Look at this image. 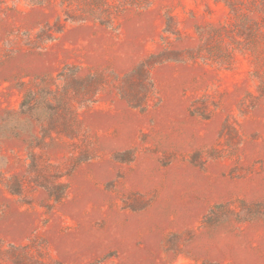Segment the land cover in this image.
Masks as SVG:
<instances>
[{
  "label": "rangeland",
  "instance_id": "1",
  "mask_svg": "<svg viewBox=\"0 0 264 264\" xmlns=\"http://www.w3.org/2000/svg\"><path fill=\"white\" fill-rule=\"evenodd\" d=\"M235 2L0 0V264H264V0Z\"/></svg>",
  "mask_w": 264,
  "mask_h": 264
},
{
  "label": "trees",
  "instance_id": "2",
  "mask_svg": "<svg viewBox=\"0 0 264 264\" xmlns=\"http://www.w3.org/2000/svg\"><path fill=\"white\" fill-rule=\"evenodd\" d=\"M217 2H224V4L230 9V12H235L237 10V2L235 0H215ZM70 18V16H68ZM144 64L140 65V68L143 67ZM136 70H134L135 72ZM64 174L62 172H58L55 174L53 180H44L41 184L47 189L50 196L54 198L56 201H60L65 197L68 190V185L65 182L60 181L61 177ZM10 191L14 194H23V183L21 180L17 179L14 182V185L7 184Z\"/></svg>",
  "mask_w": 264,
  "mask_h": 264
}]
</instances>
